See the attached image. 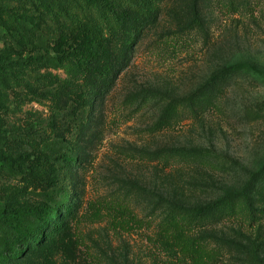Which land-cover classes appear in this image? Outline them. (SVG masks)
Instances as JSON below:
<instances>
[{"label":"rangeland","instance_id":"rangeland-1","mask_svg":"<svg viewBox=\"0 0 264 264\" xmlns=\"http://www.w3.org/2000/svg\"><path fill=\"white\" fill-rule=\"evenodd\" d=\"M18 2L0 0V35L24 16ZM155 11L128 50L112 41L119 64L90 81V100L71 65L10 69L18 81L0 91L3 157L79 133L69 197L56 190L50 203L59 229L5 253L7 264H188L156 238L170 217L212 252L207 264H264V0H159ZM73 102L71 126L57 114ZM42 198L0 164V208Z\"/></svg>","mask_w":264,"mask_h":264},{"label":"trees","instance_id":"trees-1","mask_svg":"<svg viewBox=\"0 0 264 264\" xmlns=\"http://www.w3.org/2000/svg\"><path fill=\"white\" fill-rule=\"evenodd\" d=\"M159 0H19L14 9L24 16L14 21L15 32L4 30L0 40L4 42L1 52L10 48L24 49V55L0 57V91L16 86L18 78L11 70L37 72L41 69L74 67L86 91L82 100L91 99L90 81H107L117 69L119 57L112 52L115 39L125 40L123 48L138 39V30L144 23L153 21ZM26 13V14H25ZM110 17L106 22L103 18ZM79 104L73 102L66 110H59L57 117L65 114L70 119ZM80 114L87 116L85 108ZM69 121V120H68ZM79 133L73 129L71 139L52 136L35 152L18 154L0 153V164L12 176L28 177L39 186L44 195L40 204L13 208H0V264H7L5 253L16 247L35 246L44 231L59 229L56 217L59 210L51 205L53 193L64 189L63 201L69 197L65 191L68 182L67 168L74 161L73 148ZM30 147V141H24ZM6 158L8 161H4ZM25 162H30L27 165ZM64 203V202H63ZM180 217H170L157 225L158 242L172 249L188 261V264H207L212 252L189 235ZM16 253L14 252L13 255Z\"/></svg>","mask_w":264,"mask_h":264}]
</instances>
